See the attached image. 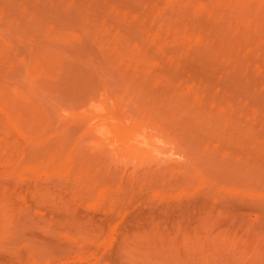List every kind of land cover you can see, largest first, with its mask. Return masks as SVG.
I'll return each instance as SVG.
<instances>
[{
    "label": "rangeland",
    "instance_id": "1",
    "mask_svg": "<svg viewBox=\"0 0 264 264\" xmlns=\"http://www.w3.org/2000/svg\"><path fill=\"white\" fill-rule=\"evenodd\" d=\"M0 264H264V0H0Z\"/></svg>",
    "mask_w": 264,
    "mask_h": 264
}]
</instances>
